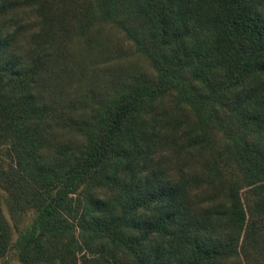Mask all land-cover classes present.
Masks as SVG:
<instances>
[{"label": "trees", "instance_id": "16d2710c", "mask_svg": "<svg viewBox=\"0 0 264 264\" xmlns=\"http://www.w3.org/2000/svg\"><path fill=\"white\" fill-rule=\"evenodd\" d=\"M18 11L38 27L0 61V158L43 202L18 232L0 182V264L45 228L84 264H264V0H0ZM110 21L151 69L69 93L74 39Z\"/></svg>", "mask_w": 264, "mask_h": 264}, {"label": "rangeland", "instance_id": "374dc122", "mask_svg": "<svg viewBox=\"0 0 264 264\" xmlns=\"http://www.w3.org/2000/svg\"><path fill=\"white\" fill-rule=\"evenodd\" d=\"M37 27V17L31 12L18 11L1 14L0 33L8 38L10 43L8 41L5 43V50L0 53V61L12 58L14 53L22 51V46L26 49L29 45L27 35ZM92 38L91 45L80 38H75L72 43L73 60L65 64V67L70 68L68 71L70 80H67L70 86L65 87L69 93H74L78 85L81 86L78 91H86L96 81L98 85H105V82L113 77L114 69L118 70L120 67L138 71L151 69L144 56L136 52L133 42L125 38L123 29L118 28L114 22L95 25L92 29ZM63 74L64 72L60 73L61 76ZM91 101L96 100L92 98ZM0 182L5 188V197L14 214V223L18 232L25 231L40 210L43 198L1 158ZM5 213L9 218L6 209ZM3 222L0 216V259L3 256L2 247L10 239V235L4 232ZM17 235L16 231L14 237ZM38 239L39 241L33 243L24 254L23 264H63L64 262L84 264L82 259L54 230L45 228Z\"/></svg>", "mask_w": 264, "mask_h": 264}]
</instances>
